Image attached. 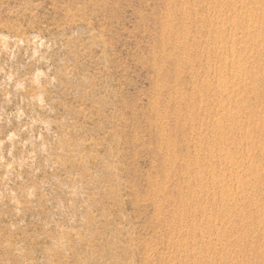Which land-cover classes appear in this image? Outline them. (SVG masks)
<instances>
[{"label": "rangeland", "instance_id": "rangeland-1", "mask_svg": "<svg viewBox=\"0 0 264 264\" xmlns=\"http://www.w3.org/2000/svg\"><path fill=\"white\" fill-rule=\"evenodd\" d=\"M0 264H264V0H0Z\"/></svg>", "mask_w": 264, "mask_h": 264}]
</instances>
